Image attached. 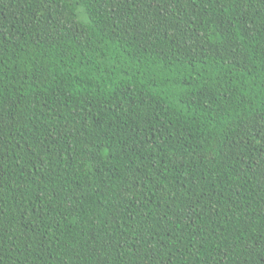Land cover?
<instances>
[{"label":"trees","instance_id":"trees-1","mask_svg":"<svg viewBox=\"0 0 264 264\" xmlns=\"http://www.w3.org/2000/svg\"><path fill=\"white\" fill-rule=\"evenodd\" d=\"M0 264H264V0H0Z\"/></svg>","mask_w":264,"mask_h":264}]
</instances>
